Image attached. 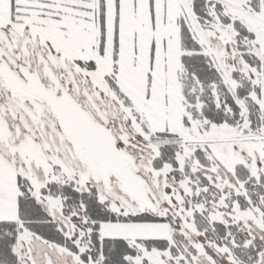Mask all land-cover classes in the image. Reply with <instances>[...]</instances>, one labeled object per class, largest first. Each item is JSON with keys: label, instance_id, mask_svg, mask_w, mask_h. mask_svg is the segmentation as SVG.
Returning <instances> with one entry per match:
<instances>
[{"label": "snow or ice", "instance_id": "snow-or-ice-1", "mask_svg": "<svg viewBox=\"0 0 264 264\" xmlns=\"http://www.w3.org/2000/svg\"><path fill=\"white\" fill-rule=\"evenodd\" d=\"M0 264H264V0H0Z\"/></svg>", "mask_w": 264, "mask_h": 264}]
</instances>
